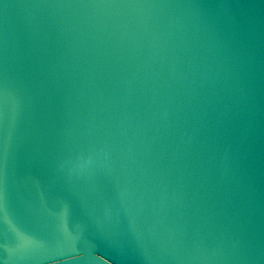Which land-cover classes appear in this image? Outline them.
I'll return each instance as SVG.
<instances>
[{
	"label": "water",
	"instance_id": "1",
	"mask_svg": "<svg viewBox=\"0 0 264 264\" xmlns=\"http://www.w3.org/2000/svg\"><path fill=\"white\" fill-rule=\"evenodd\" d=\"M0 264H264V0H0Z\"/></svg>",
	"mask_w": 264,
	"mask_h": 264
}]
</instances>
